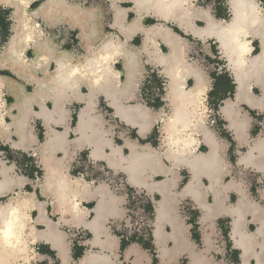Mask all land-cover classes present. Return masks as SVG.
<instances>
[{
  "label": "crops",
  "instance_id": "crops-1",
  "mask_svg": "<svg viewBox=\"0 0 264 264\" xmlns=\"http://www.w3.org/2000/svg\"><path fill=\"white\" fill-rule=\"evenodd\" d=\"M135 1L65 0L76 17L60 21L66 36L59 42L37 35L30 45L19 38L10 55L9 39L24 31L28 10L18 0H0V180L28 199L26 250L14 263L117 264L128 258V264H197L205 249L225 257L222 264H264V206L254 198L264 182V140L255 122L264 118V86L247 80L238 98L218 40L200 32L207 17L220 23L213 7L197 4L190 15L183 9L157 13ZM231 17L229 10L226 23ZM245 39L249 58L261 53L258 36ZM105 40L111 47L96 66ZM197 42L205 59H195ZM62 63L78 73L56 71ZM178 65L193 81L185 89L193 106L202 101L195 127L186 128L187 110L170 91ZM155 71L160 76H152L153 84L168 81V89L149 104L142 94L150 92L146 75ZM78 155L125 184L77 177ZM53 173L65 180L64 189ZM128 189L151 198L150 244L122 242L110 226L124 216ZM76 230L84 234L80 243L72 239Z\"/></svg>",
  "mask_w": 264,
  "mask_h": 264
},
{
  "label": "clouds",
  "instance_id": "clouds-1",
  "mask_svg": "<svg viewBox=\"0 0 264 264\" xmlns=\"http://www.w3.org/2000/svg\"><path fill=\"white\" fill-rule=\"evenodd\" d=\"M18 3L28 11L25 13V22H24V42L25 44H31L34 42L35 38L38 36L44 37L47 36L54 41L61 40L62 37H65L67 34V27L64 23L60 21L64 17H70L72 19H76L73 14L71 7L65 4V0H18ZM38 6L32 8L33 4H37ZM256 0H253V3L245 4L241 2V0H220V5L218 7L217 0H211V4L209 5V0H172L169 3V0H157V4L154 6L172 9L178 8L183 9L185 14L190 15L188 12L189 9H192L195 5L199 4L204 7L211 6L213 7L217 17L220 20V24L223 26L222 31L229 37V42L233 45H238L243 47L246 51L248 50L246 45L241 44L239 38H244L249 35V33L245 30V27L242 26L243 22L248 19V16H251L253 13H256L261 16V19H264V0H258V7L255 6ZM231 7H235L238 10H242L245 8L251 9L252 11L247 14L244 11H240V21L241 23L234 25H227L226 20L229 18V10ZM36 11L34 14L29 15L32 10ZM222 9V11H221ZM256 20L253 19L251 21V26H255ZM64 45H69V39L65 38L63 40ZM211 49V45H209ZM72 49L75 54L79 55L82 53V49L79 45L72 43ZM182 51V50H181ZM196 55V60L205 59L207 54L201 53V45L199 42L196 43V47L194 49ZM24 53L22 52L21 55ZM103 59V57H102ZM67 67V66H66ZM188 72V69L183 66H176L173 70V76L177 80L176 86V97L175 102H179L181 106L187 110V114L183 116L186 121L187 127H195L193 124V120H196L200 115L194 108L192 103V97L185 92L186 88H189V81L193 83L191 79L185 80L183 76ZM77 74L75 69L69 70L70 76H75ZM191 83V85H192ZM193 96L195 93L192 94ZM154 100L155 97H152ZM167 112V108L165 109ZM180 111L177 110V116L172 120L173 125L180 122ZM191 117V119L189 118ZM213 123L216 125L217 131H222L220 127H218L217 120L213 117ZM261 131L264 132V121L260 123ZM0 159H4V157H0ZM7 162V161H5ZM83 163V161H81ZM83 171V169H80ZM91 170V169H89ZM96 175H100L96 173ZM119 180H123V177H119ZM52 180L55 181L56 186L64 189L66 187L65 180L63 178L58 177L55 173L52 174ZM37 196V191H36ZM40 195V191H39ZM254 198L264 206V182H261L256 187V192ZM23 207L21 203V193H19L14 187L10 186L9 181L0 180V209L4 212L3 221L4 223L0 225V231L11 230V226L17 222L20 217L21 208ZM27 220V217H25ZM197 247H200V244H197ZM204 251V257L197 261V264H222V261L225 260V257H220L218 253L213 251H208L202 249ZM224 250L226 251V242L224 244ZM219 257V259H217ZM0 264H6L5 261L0 260ZM52 264H56L55 261ZM117 264H128V258H124L123 260H119Z\"/></svg>",
  "mask_w": 264,
  "mask_h": 264
},
{
  "label": "bare ground",
  "instance_id": "bare-ground-1",
  "mask_svg": "<svg viewBox=\"0 0 264 264\" xmlns=\"http://www.w3.org/2000/svg\"><path fill=\"white\" fill-rule=\"evenodd\" d=\"M128 1V0H127ZM172 0H169V3H171ZM241 2L245 3V4H249V3H253V0H241ZM135 3L138 6H142L143 8L147 5V6H151V8L154 9L155 12L157 13H168L171 12L172 9H175L176 11L178 10V8H172V9H166V8H161V7H157L154 6L157 4V0L153 1V0H136ZM10 6V5H9ZM255 6L257 7L256 3ZM20 7V6H19ZM13 8V7H11ZM74 11V10H73ZM82 11V10H81ZM230 11H231V20L229 22H227V25H234V24H238L241 23L240 21V11H244L246 14L250 11H252L251 9L245 8L242 10H238L235 7H231L230 6ZM21 12V11H20ZM148 14L150 13L149 11L147 12ZM31 14V13H30ZM84 14V13H83ZM170 14V13H169ZM178 15V14H177ZM13 16V15H12ZM87 17V16H86ZM180 18V17H179ZM21 18H19L20 21ZM255 19L257 22L255 24V26H251V21ZM206 26L201 29V33L203 35L206 36H214L220 46H221V51L224 54V56L226 57L227 61H228V67L229 70L231 71L235 82L237 84V92H238V98L239 96H241L244 91H245V84L247 80H254L255 82H259L264 86V25H263V19H261V16L253 13L251 16H248V19L246 21L243 22V25L245 27V30L249 33L248 36H250L251 34L254 36H258L260 42H261V53L258 54L257 56L251 57L249 58L247 56V54L249 53V46H248V41L244 38H239L241 41V44L246 45L247 47V51L243 48L240 47L238 45H233L229 42V37L223 33L222 28L223 26L219 23L214 21L213 19H210L209 17H207L206 19ZM22 21V20H21ZM81 21V20H80ZM24 22V21H23ZM22 22V23H23ZM72 22V21H71ZM77 22V21H76ZM79 22V21H78ZM140 22V21H139ZM84 23V22H83ZM20 24V23H19ZM92 24V23H90ZM132 24V23H131ZM180 24V23H179ZM23 25V24H22ZM179 26V25H178ZM97 28V27H95ZM115 28V27H114ZM24 29V27H23ZM89 29V28H88ZM152 29V28H151ZM91 30V29H90ZM90 30H88V32L90 33ZM94 30V29H93ZM149 30V29H148ZM86 31V30H85ZM23 32V33H22ZM98 32V31H97ZM150 32V30H149ZM169 32V31H168ZM167 32V34H168ZM251 32V33H250ZM157 33V32H156ZM166 33V32H165ZM95 34V33H93ZM99 34V33H98ZM90 35H92V33H90ZM146 35V34H145ZM11 36V35H10ZM152 36V35H151ZM159 36V35H158ZM163 36V35H162ZM25 37V32L22 31L21 29H18L16 31V35L15 36H11L9 39V47L10 49L6 50V53L10 54V55H14L15 51L14 48L12 47L17 41L18 39H24ZM90 37V36H89ZM111 37V36H110ZM165 37V36H164ZM93 39V38H92ZM110 39V38H109ZM165 39V38H164ZM168 39V38H167ZM166 39V40H167ZM244 39V40H243ZM87 40V39H86ZM90 40V39H89ZM168 41V40H167ZM8 42V41H7ZM47 42V41H46ZM90 42V41H89ZM86 43V42H85ZM92 43V42H91ZM148 43V42H147ZM18 44V42H17ZM16 44V45H17ZM6 45V44H5ZM89 45V44H88ZM87 45V46H88ZM115 45H117V43H115ZM119 45V44H118ZM145 45V44H144ZM38 46V45H37ZM43 46V45H42ZM86 46V47H87ZM100 46V45H99ZM111 47V42L110 40H105V42L103 43V45L99 48L98 52H100L99 56H95L96 57V66H97V61H101L104 60L106 58H104V54H107L109 48ZM44 48V47H43ZM90 48V47H89ZM39 49V48H38ZM121 49V48H120ZM22 50V49H21ZM48 50V49H47ZM46 50V51H47ZM112 50V49H111ZM23 51V50H22ZM49 51H50V47H49ZM88 51V50H87ZM114 51V50H113ZM95 52V51H94ZM112 52V51H111ZM172 53V52H171ZM66 54V53H65ZM98 54V53H97ZM251 54V53H250ZM20 55V54H19ZM51 55V54H50ZM49 55V56H50ZM69 55V54H68ZM108 55V54H107ZM1 56V55H0ZM58 56V55H57ZM87 56V55H86ZM113 56V55H112ZM128 56V55H127ZM42 57V56H40ZM79 57V56H78ZM84 57V56H83ZM94 57V56H93ZM92 57V58H93ZM103 57V59H102ZM130 57V56H128ZM171 56H169L170 58ZM19 58V57H18ZM66 58V57H65ZM85 58V57H84ZM38 59V58H37ZM43 59V58H42ZM91 59V58H90ZM132 59V58H131ZM167 59V58H165ZM164 59V60H165ZM12 59H9L8 61H11ZM40 60V59H39ZM59 60V58H58ZM82 60V59H80ZM93 60V59H91ZM163 60V61H164ZM3 61V60H2ZM57 61V60H56ZM55 61V62H56ZM63 61V60H62ZM61 61V62H62ZM69 61V60H68ZM74 61V60H73ZM23 62V61H22ZM42 62V61H41ZM67 62V61H66ZM93 62V61H91ZM104 62V61H103ZM131 62V60H130ZM168 62V61H167ZM29 63V62H28ZM127 64V63H126ZM166 64V63H165ZM38 65V64H36ZM41 65V64H40ZM82 65V64H81ZM176 65V64H175ZM1 66V65H0ZM5 66V65H4ZM18 66V65H17ZM28 66V65H27ZM67 66V65H66ZM65 65L60 64L59 65V69L56 71L60 72H64V73H69V68L68 66L66 67ZM71 66V65H70ZM95 66V65H94ZM100 66V64L98 65ZM129 66V65H128ZM39 67V66H36ZM86 69L82 70L83 74L84 72L86 73L87 71V66H85ZM92 67V66H91ZM133 67V66H132ZM77 73H78V68L75 66L73 67ZM81 68V66L79 67ZM131 68V67H130ZM104 69V67H103ZM173 69V68H172ZM98 70V69H96ZM131 70V69H130ZM41 71V70H40ZM92 71V70H91ZM171 71V70H170ZM21 72V71H20ZM57 72V73H58ZM107 72V71H106ZM168 72V71H167ZM16 73V72H15ZM130 73V72H129ZM61 75V73H59ZM81 74V73H80ZM170 74V73H169ZM172 74V73H171ZM57 75V74H56ZM55 75V76H56ZM64 75V74H63ZM101 75V74H100ZM109 75V74H107ZM113 75V74H112ZM163 75V74H162ZM97 76V75H96ZM127 76V75H126ZM25 77V76H24ZM31 77V75H30ZM108 77V76H107ZM106 77V78H107ZM113 77V76H112ZM63 78V77H62ZM114 78V77H113ZM172 78V77H171ZM57 79V78H56ZM55 79V80H56ZM166 79V78H165ZM79 80V79H78ZM106 80V79H105ZM167 80V79H166ZM80 83V82H79ZM97 84V83H96ZM91 85V84H90ZM95 85V84H94ZM106 85V84H105ZM113 85V83H112ZM176 86H177V81L175 82H171L170 83V91H176ZM166 90L168 89V81H167V85L165 86ZM112 90V88H111ZM60 91V90H59ZM35 93V92H34ZM187 93V92H186ZM205 93V92H204ZM204 96V95H203ZM263 96H264V89H263ZM29 97V96H28ZM174 99V98H173ZM23 101V99H22ZM202 102V101H201ZM199 100L196 101L195 103V110L200 114V116L203 115V112H201L200 107L202 109V103ZM2 103V102H1ZM0 103V105H1ZM193 103V101H192ZM20 107V106H19ZM22 109V108H21ZM203 111V109H202ZM202 113V114H201ZM131 116V115H130ZM182 118V117H181ZM16 119V117H15ZM169 124H171L170 122H168ZM177 126V124H176ZM170 129V127H169ZM261 139L264 140V135L263 134H259V136ZM45 148V146H44ZM211 156V155H210ZM215 174V173H214ZM138 190V189H137ZM217 200V199H216ZM28 202L27 197H23L21 198V203L23 205V207L21 208V212H20V217L17 220V222H15L12 226H11V230H4V231H0V260L5 261L6 264H15L14 261L19 257V255L21 256V254L25 253L26 247H25V239H24V229H25V217L28 218V214L26 213L28 206L26 205ZM217 206V205H216ZM216 207H214L213 209H215ZM217 210V209H216ZM225 212V211H224ZM217 215V214H216ZM3 217H4V212L2 209H0V225H2L4 223L3 221ZM240 224V223H239ZM237 226V225H236ZM239 226V225H238ZM260 227H262L264 229V222H261ZM262 232L261 228L257 229V233L260 234ZM234 234H236V231H234ZM253 236V235H252ZM263 243V242H262ZM259 246V245H258ZM250 249V248H249ZM262 249V248H261ZM260 252V251H259ZM263 257V256H262ZM21 258V257H20ZM22 260H26L25 256H22ZM258 260V259H257Z\"/></svg>",
  "mask_w": 264,
  "mask_h": 264
},
{
  "label": "built area",
  "instance_id": "built-area-1",
  "mask_svg": "<svg viewBox=\"0 0 264 264\" xmlns=\"http://www.w3.org/2000/svg\"><path fill=\"white\" fill-rule=\"evenodd\" d=\"M153 75L160 76V74L156 71L146 75V80L148 81L146 84L150 87V92H144L142 94V99L145 101L141 99V101L149 104H153L157 98L160 99L165 90V83L159 77L158 79L161 80V82L158 83L159 85L153 84L151 79ZM152 97H155V99L153 100ZM261 121H264V118H255V122L258 127V134L264 135V132H262L260 128ZM81 161H83V163H81ZM76 165L77 168H75V175L77 177L92 180L95 178L96 181L98 179L105 180L108 184L112 183L113 185L118 183L119 187L125 184L123 181L114 182V180H111L107 170L94 166V163L88 160V158H84L83 155H78L76 158ZM24 167L25 166L22 168L19 167L17 171L19 173L22 172ZM80 169H83V171ZM96 173H99L100 175H96ZM150 202V196L142 190H126L124 216L121 220H119V222L110 225L116 232L119 240L125 243L150 244L153 231L152 213L147 208ZM72 239L75 243H80V241L84 240L83 232L76 230Z\"/></svg>",
  "mask_w": 264,
  "mask_h": 264
},
{
  "label": "rangeland",
  "instance_id": "rangeland-1",
  "mask_svg": "<svg viewBox=\"0 0 264 264\" xmlns=\"http://www.w3.org/2000/svg\"><path fill=\"white\" fill-rule=\"evenodd\" d=\"M211 4V1L209 0V5ZM201 6V5H200ZM204 7V6H203ZM259 135V134H258Z\"/></svg>",
  "mask_w": 264,
  "mask_h": 264
},
{
  "label": "flooded vegetation",
  "instance_id": "flooded-vegetation-1",
  "mask_svg": "<svg viewBox=\"0 0 264 264\" xmlns=\"http://www.w3.org/2000/svg\"><path fill=\"white\" fill-rule=\"evenodd\" d=\"M211 1V0H210Z\"/></svg>",
  "mask_w": 264,
  "mask_h": 264
}]
</instances>
